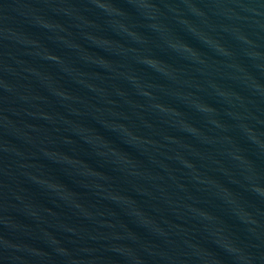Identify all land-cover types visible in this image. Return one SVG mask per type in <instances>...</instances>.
Returning a JSON list of instances; mask_svg holds the SVG:
<instances>
[{
    "label": "water",
    "instance_id": "1",
    "mask_svg": "<svg viewBox=\"0 0 264 264\" xmlns=\"http://www.w3.org/2000/svg\"><path fill=\"white\" fill-rule=\"evenodd\" d=\"M0 221L35 264H264V0H0Z\"/></svg>",
    "mask_w": 264,
    "mask_h": 264
}]
</instances>
